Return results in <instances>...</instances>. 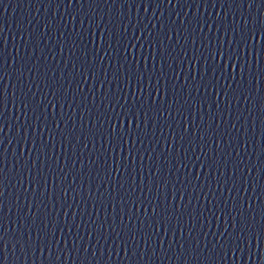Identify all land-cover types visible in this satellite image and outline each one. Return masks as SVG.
I'll return each mask as SVG.
<instances>
[{"label": "water", "instance_id": "1", "mask_svg": "<svg viewBox=\"0 0 264 264\" xmlns=\"http://www.w3.org/2000/svg\"><path fill=\"white\" fill-rule=\"evenodd\" d=\"M0 264H264V0H0Z\"/></svg>", "mask_w": 264, "mask_h": 264}]
</instances>
